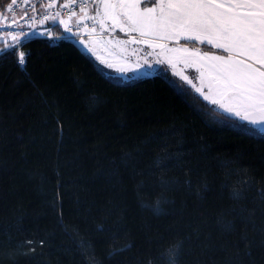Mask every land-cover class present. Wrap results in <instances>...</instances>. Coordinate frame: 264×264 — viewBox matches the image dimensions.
I'll list each match as a JSON object with an SVG mask.
<instances>
[{
    "label": "trees",
    "instance_id": "1",
    "mask_svg": "<svg viewBox=\"0 0 264 264\" xmlns=\"http://www.w3.org/2000/svg\"><path fill=\"white\" fill-rule=\"evenodd\" d=\"M7 41L0 264H264V135L162 74L114 82L62 28L23 66Z\"/></svg>",
    "mask_w": 264,
    "mask_h": 264
},
{
    "label": "snow or ice",
    "instance_id": "2",
    "mask_svg": "<svg viewBox=\"0 0 264 264\" xmlns=\"http://www.w3.org/2000/svg\"><path fill=\"white\" fill-rule=\"evenodd\" d=\"M104 8L114 25L137 33L139 42L184 53V63L196 68L201 81L207 70L211 81L209 95L204 98L230 117L259 124V130L264 131V0H145L143 7L133 0L104 4ZM167 42L176 46L168 48ZM199 45H205V50ZM213 48L222 51L213 53ZM9 51L16 54L21 66L26 63V52L18 48ZM213 84L223 99L211 95ZM254 112L259 115L250 116ZM178 248L168 250L166 264H178Z\"/></svg>",
    "mask_w": 264,
    "mask_h": 264
},
{
    "label": "rangeland",
    "instance_id": "3",
    "mask_svg": "<svg viewBox=\"0 0 264 264\" xmlns=\"http://www.w3.org/2000/svg\"><path fill=\"white\" fill-rule=\"evenodd\" d=\"M133 0H98L97 5L94 7V16L96 18H93V21L96 25H98L99 30H105L107 32H118L120 36L118 37H108L110 41L114 40L115 38L118 39H134L136 36L133 35V32H127L120 30V25L113 23L111 16H105V8L104 4H118V3H131ZM136 2H139L141 4V7L144 6L145 0H136ZM160 0H157V3H159ZM110 11V10H109ZM99 13V14H97ZM1 16V15H0ZM101 21H103V27H101ZM0 24L1 17H0ZM63 25H74V22H69L67 24ZM83 31L79 34H82ZM138 44L133 50H127L124 47H119V54L122 57L123 66L124 68L122 70H116L113 73H110L105 65L102 68V71L105 75H107L109 78H111L114 82L118 84H127L132 83L137 80H140L142 78H145L147 76H151L154 74H162L163 76L167 77L173 84L176 85L177 88L181 89L184 87H188L191 89L195 94L200 96L202 99H204L208 104L213 106L216 110L225 113L218 105L212 104L210 100H206L204 97L205 95H209V84L211 81V76L207 70H205V75L203 81L199 78L200 73L196 71V68L193 66H189L188 64L184 63V60L187 59L186 55L182 52H173L168 51L167 49L161 50L160 47H149L146 43H140L139 38L137 39ZM1 42V41H0ZM9 44L6 46V48H12L16 45V40H8ZM79 46L85 50L88 54H92L90 50H86L85 47L77 42ZM180 45H183L185 42L181 40ZM101 45L105 52L108 54H111L114 50L111 52L109 51L108 45H105L101 42ZM168 48H173L176 45H174L173 42H167ZM201 50H205V45H199ZM211 47V46H207ZM222 50L219 49H212L213 53H220ZM115 53V52H114ZM224 55H227L226 53ZM159 61V62H158ZM129 63L134 64L133 69L134 70H128L125 65ZM130 64V65H131ZM141 69V71H137ZM110 70V69H109ZM143 72V73H142ZM187 76L188 80H185L184 77ZM191 80V83L188 81ZM201 89V91H197V89ZM203 93V94H202ZM213 97L216 99H223L219 93L216 91V86L213 84V91L211 93ZM225 103H228L226 99H224ZM228 114V113H225ZM229 115V114H228ZM259 115L258 112L250 113V116H256ZM235 117V116H233ZM238 119L239 123L242 124L244 128L247 130H250L257 134L264 135V131L259 130L262 126L259 124H249L248 121L241 120L239 117H235ZM244 124V125H243Z\"/></svg>",
    "mask_w": 264,
    "mask_h": 264
},
{
    "label": "built area",
    "instance_id": "4",
    "mask_svg": "<svg viewBox=\"0 0 264 264\" xmlns=\"http://www.w3.org/2000/svg\"><path fill=\"white\" fill-rule=\"evenodd\" d=\"M94 3L95 0H11L0 26V41L16 40L18 45L32 37L36 27L55 19L73 21L77 33L84 29L93 33L95 23L90 11Z\"/></svg>",
    "mask_w": 264,
    "mask_h": 264
},
{
    "label": "crops",
    "instance_id": "5",
    "mask_svg": "<svg viewBox=\"0 0 264 264\" xmlns=\"http://www.w3.org/2000/svg\"><path fill=\"white\" fill-rule=\"evenodd\" d=\"M97 3H98V0L95 1V4L92 6L91 11H90V13L92 14L94 18H96L94 16L95 15L94 7L97 5ZM65 23L66 21L63 19L52 20L49 23L50 25H44V26L37 27L34 30V36L35 37H50V36H53V33L59 30V28H62L64 30L65 35H67V37L72 38L76 40L77 42H79L80 44H82L86 50H90L92 53L90 55L96 59L100 67L103 68L104 66L102 65H105L106 69L110 73H113L114 71L119 70V69L122 70L124 68L123 61H121L122 57L119 54V51H120L119 47H124L127 50H130V49L133 50L138 44L137 39L139 38V36L137 33H134V32H133V35L136 36L134 39L133 38L132 39L115 38L114 40L110 41L108 37L109 38L118 37L120 36L118 32L110 33L105 30L100 31L99 30L100 28H98V25H96V29H95L96 31H94L93 33H90L88 30L84 29L82 34H77L68 25H63ZM56 24H59V25H56ZM101 42L104 43L105 45H108L110 52L112 50L114 51L111 52V54L106 53L105 52L106 50L103 49ZM140 43H143V42H140ZM155 43L158 44L159 42L157 41ZM130 64L131 63L128 62V64L125 65V67L128 70H134L133 67L135 63L131 65ZM116 68H119V69H116ZM137 71H141V69L139 68V70Z\"/></svg>",
    "mask_w": 264,
    "mask_h": 264
}]
</instances>
